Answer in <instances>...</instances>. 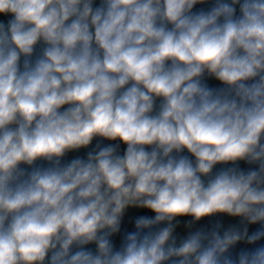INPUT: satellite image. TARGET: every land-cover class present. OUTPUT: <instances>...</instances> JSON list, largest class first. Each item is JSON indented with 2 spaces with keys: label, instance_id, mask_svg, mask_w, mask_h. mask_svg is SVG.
<instances>
[{
  "label": "clouds",
  "instance_id": "clouds-1",
  "mask_svg": "<svg viewBox=\"0 0 264 264\" xmlns=\"http://www.w3.org/2000/svg\"><path fill=\"white\" fill-rule=\"evenodd\" d=\"M0 264H264V0H0Z\"/></svg>",
  "mask_w": 264,
  "mask_h": 264
},
{
  "label": "crops",
  "instance_id": "crops-1",
  "mask_svg": "<svg viewBox=\"0 0 264 264\" xmlns=\"http://www.w3.org/2000/svg\"><path fill=\"white\" fill-rule=\"evenodd\" d=\"M197 7H199V6H197ZM209 83L212 84L213 86L218 85V82H216V81H209ZM104 143H108V142H104ZM94 144H95V141H94ZM84 154H85V150H81L78 153H70L66 159L74 158L76 155L83 156ZM144 214L152 215L147 210L130 209L128 211L126 217H125V220H124V224H123L124 229L129 230V231L133 230L135 217H137L139 215H144ZM117 242H119V238H117Z\"/></svg>",
  "mask_w": 264,
  "mask_h": 264
}]
</instances>
